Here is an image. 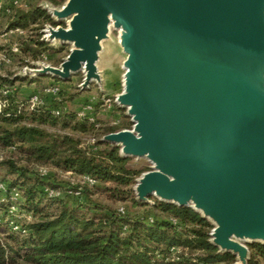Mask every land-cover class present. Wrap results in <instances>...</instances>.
I'll list each match as a JSON object with an SVG mask.
<instances>
[{
    "label": "water",
    "instance_id": "95a60500",
    "mask_svg": "<svg viewBox=\"0 0 264 264\" xmlns=\"http://www.w3.org/2000/svg\"><path fill=\"white\" fill-rule=\"evenodd\" d=\"M37 6L52 20L41 40L70 48L59 65L36 61L23 73L67 80L82 72L81 89L99 83V54L116 29L125 58L115 103L131 127L100 140L149 162L134 179L137 202L193 209L217 251L248 264V245L264 244V0Z\"/></svg>",
    "mask_w": 264,
    "mask_h": 264
},
{
    "label": "trees",
    "instance_id": "16d2710c",
    "mask_svg": "<svg viewBox=\"0 0 264 264\" xmlns=\"http://www.w3.org/2000/svg\"><path fill=\"white\" fill-rule=\"evenodd\" d=\"M6 16L8 30H37L52 23L46 11L34 4L14 7ZM19 49L38 59L48 48L36 35L19 42ZM42 92L32 94L37 93L44 103L31 106L32 94L20 97L14 81L0 74V182L6 187L0 199V229L4 228L0 230V264L234 262L232 254L218 252L208 241L211 225L193 209L155 199L152 204L135 200L132 185L144 169L131 167L130 159L120 156L118 147L100 140L109 132L128 128L129 123L102 127L95 104L79 115L89 102L68 111L60 103V88L57 94ZM83 135L89 138L83 141ZM35 167L80 177L85 200L71 202L49 195L46 188L56 191L60 184L53 174L44 175ZM90 188L131 206H106L91 197ZM13 189L20 194L18 200L10 198ZM12 207L16 209L7 214ZM249 250L248 264H264V244H252Z\"/></svg>",
    "mask_w": 264,
    "mask_h": 264
},
{
    "label": "rangeland",
    "instance_id": "374dc122",
    "mask_svg": "<svg viewBox=\"0 0 264 264\" xmlns=\"http://www.w3.org/2000/svg\"><path fill=\"white\" fill-rule=\"evenodd\" d=\"M8 2L9 0H3ZM27 4L37 5L41 0H25ZM49 1V0H48ZM53 4V3H52ZM58 6L60 4H54ZM8 16L0 15V74L6 75L14 81L16 91L20 97L28 96L34 92L43 91L45 87L57 85L60 88V100L68 111L78 109L86 102H91L96 105L97 115L96 118L102 127L116 126L122 127L123 124L131 122L129 116L126 115V109L119 107L115 103V96L122 91V62L125 54L122 52L117 39L118 31L111 27L110 38L103 42L102 51L99 54L97 67L100 72V82L90 83L88 88L81 89L82 72L74 73L67 80L54 78L51 75H32L27 71L28 68L33 67V63L41 61L45 64L57 66L62 59L68 54L70 45L46 42L47 50L43 51L38 59H32L22 53L19 49L18 52H12L10 46L13 42H22L27 37L33 38L38 35L42 37V29H23L24 33L19 35L16 32H10L7 28ZM48 23V22H47ZM46 24V23H45ZM52 24V23H51ZM56 25H64L63 22L54 23ZM34 28V27H33ZM2 55L9 61H4ZM26 69V73L23 70ZM43 93V92H42ZM42 97H45L42 95ZM48 127V126H47ZM125 128V127H124ZM48 129H51L48 127ZM120 129V128H119ZM83 141L89 138V135L80 136ZM131 167L135 169H144L146 171L150 165L145 159L131 158L129 161ZM44 175H52L53 179L59 183V188L55 191L56 194L63 198H68L71 202H78L85 200V196L81 194V188L84 186L83 180L71 173L55 171L53 169L37 168ZM143 172V171H142ZM3 174V171L0 172ZM133 186V185H132ZM49 189V188H46ZM93 199L99 200L102 204L111 208L125 209L131 206L130 202H121L110 199L105 193L96 192L93 188L88 189ZM81 194V195H80ZM154 200V198H152ZM15 207L8 210L10 214ZM3 211H0V217ZM4 230V228L0 229ZM250 245H248L249 247Z\"/></svg>",
    "mask_w": 264,
    "mask_h": 264
},
{
    "label": "built area",
    "instance_id": "2783aa9c",
    "mask_svg": "<svg viewBox=\"0 0 264 264\" xmlns=\"http://www.w3.org/2000/svg\"><path fill=\"white\" fill-rule=\"evenodd\" d=\"M26 6H27V3H26L25 0H9L8 2H4L3 0H0V15H7V14L11 13L12 9L14 7H26ZM10 32H16L19 35H22L24 33V30L19 28V27H17V28H14V29H10ZM10 49H11L12 52H18L19 43L18 42H13L12 45L10 46ZM2 58H3L4 61L5 60L9 61V59H7L3 55H2ZM58 90H59V86L51 85V86L45 87L43 89V92L50 93V94H57ZM29 101H30L31 106L42 105L44 103L42 98L37 93L36 94H32L30 96ZM91 109H92V104H91V102H89L82 109L79 110L78 114L79 115H83L86 110H91ZM54 112H55V114L59 113L58 110H55ZM89 119H90V121H93L92 117H89ZM91 141L93 142L92 138H91ZM0 160H1V154H0ZM84 179L86 181H88L89 183H93V181L91 179L87 178V177H84ZM5 191H6L5 184L3 182H0V199L3 198V194H4ZM47 192H48L49 195L56 194V192L53 189H47ZM10 198L13 199V200H18L20 198V194L18 193L17 190L13 189L10 192ZM11 224L13 225L14 229H17V226L13 222H11Z\"/></svg>",
    "mask_w": 264,
    "mask_h": 264
}]
</instances>
